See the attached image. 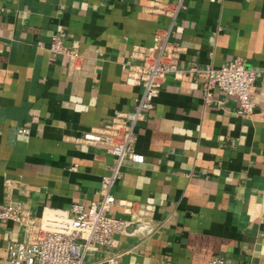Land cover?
Wrapping results in <instances>:
<instances>
[{
    "label": "crops",
    "instance_id": "0c3cea01",
    "mask_svg": "<svg viewBox=\"0 0 264 264\" xmlns=\"http://www.w3.org/2000/svg\"><path fill=\"white\" fill-rule=\"evenodd\" d=\"M182 7L175 19L162 13ZM58 30L80 59L50 50ZM168 32L178 68L235 58L256 72L250 117L202 76H167L137 125L108 215L131 226L85 264H264V0H0V207L40 219L100 199L114 157L80 141L84 132L133 110L141 88L128 76L135 46ZM27 130L21 134L20 130ZM0 220V264L26 239Z\"/></svg>",
    "mask_w": 264,
    "mask_h": 264
},
{
    "label": "built area",
    "instance_id": "2783aa9c",
    "mask_svg": "<svg viewBox=\"0 0 264 264\" xmlns=\"http://www.w3.org/2000/svg\"><path fill=\"white\" fill-rule=\"evenodd\" d=\"M182 7L178 2L172 12H164L171 20ZM68 34L58 30L51 38L49 50L55 55L66 56L71 65L80 59L78 51L67 44ZM181 48L170 42L168 32L153 36L150 46H135L130 54L128 76L132 84L141 88V94L130 112L119 113L102 127L84 132L80 141L92 146H103L114 159L112 173L102 180L100 199L89 206L74 204L68 210H55L40 219L28 216L22 205L9 203L0 207V220H9L24 227L26 239L11 242L7 246L5 264H85L86 258L95 246L107 247L112 244L115 234L124 233L128 222L111 217L109 210L115 206L131 208V204L117 202L112 193L116 181L121 177L124 161L129 158L141 164L144 157L135 151L137 125L145 113L153 109L164 79L183 73L202 76L205 96L218 89L238 101L236 115L250 117L255 104L249 97L256 72L244 60L235 58L218 67H190L185 71L178 68ZM21 134L27 130L21 129ZM117 264L118 257L108 260ZM207 264H228L222 257H213Z\"/></svg>",
    "mask_w": 264,
    "mask_h": 264
},
{
    "label": "water",
    "instance_id": "95a60500",
    "mask_svg": "<svg viewBox=\"0 0 264 264\" xmlns=\"http://www.w3.org/2000/svg\"><path fill=\"white\" fill-rule=\"evenodd\" d=\"M131 224H132V223H128V224H127L125 231L129 228V226H131Z\"/></svg>",
    "mask_w": 264,
    "mask_h": 264
}]
</instances>
